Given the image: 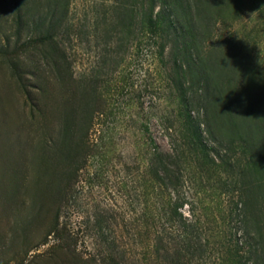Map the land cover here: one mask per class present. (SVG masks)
I'll return each instance as SVG.
<instances>
[{
	"label": "rangeland",
	"instance_id": "obj_1",
	"mask_svg": "<svg viewBox=\"0 0 264 264\" xmlns=\"http://www.w3.org/2000/svg\"><path fill=\"white\" fill-rule=\"evenodd\" d=\"M0 264H264V0H0Z\"/></svg>",
	"mask_w": 264,
	"mask_h": 264
},
{
	"label": "trees",
	"instance_id": "obj_2",
	"mask_svg": "<svg viewBox=\"0 0 264 264\" xmlns=\"http://www.w3.org/2000/svg\"><path fill=\"white\" fill-rule=\"evenodd\" d=\"M203 1H205V0H203ZM207 1V0H206ZM210 2H215V0H213V1H211V0H209ZM170 23L171 24H173V22L170 20ZM156 175V174H155ZM152 179H155V178H152ZM153 181V180H152Z\"/></svg>",
	"mask_w": 264,
	"mask_h": 264
}]
</instances>
